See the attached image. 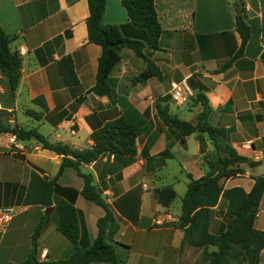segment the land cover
<instances>
[{
    "label": "crops",
    "instance_id": "crops-1",
    "mask_svg": "<svg viewBox=\"0 0 264 264\" xmlns=\"http://www.w3.org/2000/svg\"><path fill=\"white\" fill-rule=\"evenodd\" d=\"M155 2L163 31L159 48L146 46L145 52L160 69L161 77L153 76L145 83L133 82L148 63L126 46L108 78L112 88L108 96L91 91L96 84L102 48L89 40L88 0H0V24L11 37L10 48L22 57V76L15 94L10 78L0 70L3 121L25 128L37 127L49 141L65 142L77 149L91 148L92 132L119 117L141 128L136 155L108 153L81 166L84 173L94 176L95 184L102 189L103 197L121 223L112 242L115 249L132 243L127 238L129 232H134L135 237L141 236L145 247L161 244L169 235H175V244L180 246L184 230L178 223L165 219L166 224L159 226L156 219L169 213L179 222L182 199L190 181L188 174L201 178L211 170L208 159L215 153V146L208 133L196 131L183 140L160 117L158 104L183 120L196 122L203 110V96L211 106L209 122L225 133L240 155L254 160H262L264 155V63L261 59L264 0H242L251 36L239 56L236 55L242 38L237 31L232 0ZM103 21L118 25L126 37L141 38L142 32L131 22L121 0H107ZM66 56H71L74 62L77 84L67 85L61 73L59 61ZM228 62L230 65L223 69ZM183 80L194 91L187 103L177 102L172 95V83ZM40 96L43 99L36 102ZM29 110L38 112L40 117L31 116ZM10 135L0 133V208L12 207L14 212L0 232L5 233L10 227L12 247L24 256L19 262L22 263L31 251L34 229L46 215L42 205H25L23 201L32 172L53 177L59 172L63 158L36 138L18 139V146L11 144ZM165 150L169 153L161 155ZM241 166L245 170L243 174L222 180L225 188L241 186L250 191L255 177L264 175V161L259 165L242 163ZM58 183L79 192L75 204L83 214L81 244L91 245L98 234L97 220L105 214L104 208L93 205L80 193L84 178L74 168L66 167ZM167 186L175 189L176 199L178 188L182 191L178 213L173 209L176 199L170 206H164L155 195L157 188ZM59 198L55 195L54 202ZM54 212L55 209L51 217ZM220 214L214 213L211 225L214 233L225 228L224 215ZM51 217L39 243L48 258L57 260L56 249L63 234L57 228L58 219ZM255 226L264 230V194ZM21 231L31 238L27 248L18 240ZM23 245L24 251L29 250L23 252ZM260 264H264V249Z\"/></svg>",
    "mask_w": 264,
    "mask_h": 264
},
{
    "label": "trees",
    "instance_id": "trees-1",
    "mask_svg": "<svg viewBox=\"0 0 264 264\" xmlns=\"http://www.w3.org/2000/svg\"><path fill=\"white\" fill-rule=\"evenodd\" d=\"M128 11L131 22L142 32L141 38H130L122 34L118 25L105 24L104 14L107 0H88L90 14L87 18L89 40L101 46L102 52L98 61L97 80L91 89L98 95H111L112 88L108 78L122 58V49L130 47L136 55L144 59L148 66L138 76L135 83H145L153 76L161 77V71L155 62L146 54L145 47L159 48V40L163 28L161 26L155 0H121ZM236 10L237 31L242 42L236 56L243 54L250 39L251 29L246 20V8H238L237 0H232ZM11 37L0 24V70L9 78L15 94L22 76V57L10 48ZM264 63V51L261 54ZM231 62L224 65L227 68ZM62 75L67 85L78 83L74 62L71 56L59 61ZM43 99L37 97L35 101ZM203 110L197 115L196 122L183 120L169 112L167 107L157 105L158 113L164 122L177 130L184 140L196 131L207 132L215 146V153L208 159L211 170L201 178L188 174L190 181L182 199L181 215L178 226L184 230L181 248L193 246L201 249L202 261L209 264H260L261 252L264 249V230L255 226V220L264 194V175L255 177L250 191L241 186L225 188L223 179L232 178L245 172L242 163L259 165L264 161L254 160L240 155L226 139L225 133L209 122L211 106L202 96ZM45 107V105H43ZM28 113L39 118L40 114L29 110ZM16 135L20 140L36 138L45 148L55 151L63 160L59 172L53 177H43L33 171L27 193L23 199L25 205H54L59 213L58 230L72 243L74 250L67 258L52 260L48 258L39 262L38 243L45 230L49 215H44L32 234V248L22 263L10 264H122L112 244L121 223L113 209L103 197V191L94 182L91 173L82 171V164H88L112 153L115 155L137 154V139L141 128L124 117L107 122L95 129L91 137L94 144L91 148L77 149L65 142H51L37 127L25 128L18 123L11 124L0 118V133ZM168 150L160 153L167 155ZM264 154V142H263ZM66 167L74 168L84 178V186L80 193L87 199L103 207L105 214L97 220L98 234L91 245L81 244L83 214L76 206L79 193L73 188H63L58 180ZM60 198L54 202V196ZM155 195L164 206H170L176 199V191L172 186L157 188ZM224 202L221 212L225 219V228L219 233L211 231L216 206ZM199 264H202L200 262Z\"/></svg>",
    "mask_w": 264,
    "mask_h": 264
},
{
    "label": "rangeland",
    "instance_id": "rangeland-1",
    "mask_svg": "<svg viewBox=\"0 0 264 264\" xmlns=\"http://www.w3.org/2000/svg\"><path fill=\"white\" fill-rule=\"evenodd\" d=\"M178 193L179 195L173 204V209L175 210L176 213L179 212L178 204L181 203V199H182L181 197L182 191L180 187L178 188ZM90 202L93 203V205H96L94 202L92 201ZM223 207L224 206L222 203L219 205V207H217L218 209H216V212L218 213V215L219 213H221L220 215L223 214L221 212ZM45 214H46V210H45ZM53 215H54L53 217L49 215L52 218V220L59 218V213L57 211H55ZM16 219L17 218H15V220ZM175 221L172 222V224L178 223ZM217 221L219 222L220 219H217ZM49 222H50V218H49ZM165 224L166 223L156 224V225L160 226ZM9 229L10 227L7 228V231L5 233L0 232V264H8L9 261H14V262L17 261L19 263L24 258L22 253H19L18 250L12 247L13 238H11L12 235L11 232H8ZM0 230L2 231L4 229L0 228ZM59 233L61 234V232ZM25 235L26 232L21 231L18 234L19 237L18 240H20L22 244H25L26 245L25 248H27L28 244L26 243H29L30 245L31 238L28 234L26 236ZM142 237L144 236L142 235ZM127 238H129L130 241L132 240V243H124L125 245H123L122 247H117L116 249L122 264H199L200 262H202V264H209V262L202 261L201 249L189 245L185 246L184 248H181V245L177 246L175 244L176 242L175 235L173 236L169 235L168 238L166 237L163 238V243L153 245L150 247H145L143 245L144 241L143 239H141V236L138 235L135 237L134 232H129ZM25 245H23V252L29 250L28 248L24 251ZM58 245L59 246L56 249V255L58 256V259L69 257L71 255V252H73L74 250V246L63 235H62V242L61 243L59 242ZM38 258H39V262L48 259V255L47 256L44 255L43 249L41 250L40 243H38ZM93 264H104V263H93Z\"/></svg>",
    "mask_w": 264,
    "mask_h": 264
},
{
    "label": "built area",
    "instance_id": "built-area-1",
    "mask_svg": "<svg viewBox=\"0 0 264 264\" xmlns=\"http://www.w3.org/2000/svg\"><path fill=\"white\" fill-rule=\"evenodd\" d=\"M172 95L173 98L179 103H187L193 96L194 91L189 86L186 81L173 82L172 83ZM9 142L18 146V138L16 135L11 134L9 137ZM14 209L12 207H2L0 208V227L5 229L9 221L12 219ZM166 220L175 221L176 218L172 214H166L165 217H160L156 219L157 224H163ZM44 255H46V250H43Z\"/></svg>",
    "mask_w": 264,
    "mask_h": 264
},
{
    "label": "water",
    "instance_id": "water-1",
    "mask_svg": "<svg viewBox=\"0 0 264 264\" xmlns=\"http://www.w3.org/2000/svg\"><path fill=\"white\" fill-rule=\"evenodd\" d=\"M237 3H238V8L239 9H242L243 8V2L242 0H237ZM55 209V206L52 205V206H49V207H46V214L47 215H50L52 213V211Z\"/></svg>",
    "mask_w": 264,
    "mask_h": 264
}]
</instances>
